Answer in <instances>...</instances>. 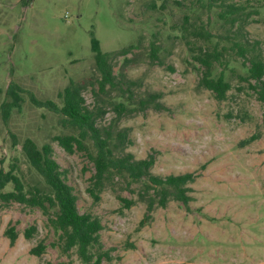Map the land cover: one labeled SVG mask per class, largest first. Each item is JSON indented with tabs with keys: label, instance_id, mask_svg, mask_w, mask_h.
<instances>
[{
	"label": "rangeland",
	"instance_id": "obj_1",
	"mask_svg": "<svg viewBox=\"0 0 264 264\" xmlns=\"http://www.w3.org/2000/svg\"><path fill=\"white\" fill-rule=\"evenodd\" d=\"M225 2L244 7L249 15L246 37L258 41L264 55V0ZM192 3L0 0V167L7 170L16 160L27 186L42 184L22 153L23 141L29 138L40 147L53 136L71 133L58 124V115L35 107L27 93L61 106L58 93L69 80L80 82L86 87V104H99L108 111L99 124L108 125L114 118L108 103L119 101L115 94L103 96L102 102L92 95L98 77L90 50L93 35L103 52L134 46L113 61L114 73L121 72L135 83L131 88L135 98L159 94L164 108L136 111L118 122L119 128L130 129L132 145L126 151L136 159L152 155L155 175L197 176L191 185L189 210L170 201L139 227L146 213L137 197L139 184L128 189L124 182H115L95 203L86 192L92 164L82 153L67 154L52 142L53 158L77 195L79 213L100 219L103 247L113 249V260L102 264H264V104L246 89L237 91L245 85L236 76L244 73L239 58H229L226 73L232 89L228 100L218 102L198 86L199 75L182 39L181 24L184 16L200 23L208 14L195 7V0ZM215 12L209 14L208 28L221 36L226 34L225 27ZM152 43L157 47L154 56ZM10 83L25 93H20L22 102L4 121L1 107L5 100L11 101L5 95ZM253 134L259 138L240 144ZM117 197L136 203L122 209ZM9 223L18 232L12 246L3 235ZM31 225L37 232L26 240L23 231ZM39 242L45 252L35 257L29 250ZM0 264L81 261L74 249L62 251L59 233L40 210L12 204L0 212Z\"/></svg>",
	"mask_w": 264,
	"mask_h": 264
},
{
	"label": "trees",
	"instance_id": "obj_2",
	"mask_svg": "<svg viewBox=\"0 0 264 264\" xmlns=\"http://www.w3.org/2000/svg\"><path fill=\"white\" fill-rule=\"evenodd\" d=\"M190 1L192 3V0ZM225 1L195 0V7L208 14L207 20L196 23L191 21L190 17L184 16L181 24L182 39L185 40L184 44L199 75L198 86L212 93L218 102L228 100L227 94L232 89L226 73L229 58H239L244 73L236 74L230 69L232 74H236L239 84H245L239 85L237 91L246 89L256 101L264 104V55L259 42L250 41L246 37L245 27L248 25L249 15L244 12L243 6ZM177 4L181 5L180 2ZM212 11H216L217 19L221 21L222 27H225L226 34L216 36L209 30V14ZM217 38L224 44L220 45ZM133 48L134 46L130 45L118 51L103 52L99 41L93 35L90 38V50L98 74L95 79L96 90L92 89V95L101 102V98L109 93H114L119 99L118 102L108 103L115 114L108 125L99 124L107 114V109L99 104L89 107L83 96L86 87L80 82L69 80L58 93L61 106L50 100L39 101L31 93H27L35 107L46 108L58 115V124L71 133L53 136L50 142L40 147L29 138L23 141L22 153L28 165L41 177L42 184L27 186L16 160L9 163L7 170L0 167V212L12 204L40 210L48 217L52 228L59 233L62 251L68 253L74 249L81 264L111 262L113 249L103 247L100 237L103 225L100 219L91 213H79L77 195L67 184L64 174L53 158L52 142H56L67 154L82 153L92 164L93 173L86 192L95 203L100 201L101 193L115 182H124L128 189L132 184H139L138 201L146 207L139 227L145 225L156 208H165L170 201L180 203L186 210H189V203L193 201L191 185L197 177L195 173L155 175L151 172L155 163L152 155L136 159L132 153L126 151L132 145L130 129L119 128L118 122L124 116L150 107L156 111L164 109L158 101L159 94L135 98L131 91L135 83L121 72L114 73L113 61L117 57L127 55ZM156 50L157 47L152 43L153 56ZM20 93L25 91L14 83L7 87L5 95L11 101L5 100L2 103L4 121H7L11 110L19 107L22 102ZM258 138L257 134H253L240 144H249ZM117 198L122 209H130L136 203L132 199ZM36 232V227L31 225L23 231V236L29 240ZM3 235L12 246L18 232L9 223ZM44 252L43 242L29 250L35 257H40Z\"/></svg>",
	"mask_w": 264,
	"mask_h": 264
}]
</instances>
